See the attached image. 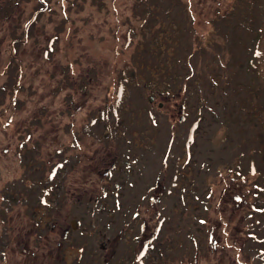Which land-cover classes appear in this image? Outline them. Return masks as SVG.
I'll return each instance as SVG.
<instances>
[{"label":"rangeland","instance_id":"374dc122","mask_svg":"<svg viewBox=\"0 0 264 264\" xmlns=\"http://www.w3.org/2000/svg\"><path fill=\"white\" fill-rule=\"evenodd\" d=\"M0 264H264V0H0Z\"/></svg>","mask_w":264,"mask_h":264},{"label":"trees","instance_id":"16d2710c","mask_svg":"<svg viewBox=\"0 0 264 264\" xmlns=\"http://www.w3.org/2000/svg\"><path fill=\"white\" fill-rule=\"evenodd\" d=\"M257 52H258V50H257Z\"/></svg>","mask_w":264,"mask_h":264},{"label":"flooded vegetation","instance_id":"af4514ba","mask_svg":"<svg viewBox=\"0 0 264 264\" xmlns=\"http://www.w3.org/2000/svg\"><path fill=\"white\" fill-rule=\"evenodd\" d=\"M161 106V105H160Z\"/></svg>","mask_w":264,"mask_h":264},{"label":"water","instance_id":"95a60500","mask_svg":"<svg viewBox=\"0 0 264 264\" xmlns=\"http://www.w3.org/2000/svg\"><path fill=\"white\" fill-rule=\"evenodd\" d=\"M162 106V105H161Z\"/></svg>","mask_w":264,"mask_h":264}]
</instances>
